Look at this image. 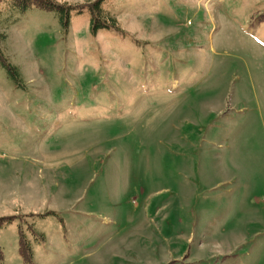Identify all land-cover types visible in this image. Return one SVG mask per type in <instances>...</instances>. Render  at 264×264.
<instances>
[{"label":"rangeland","instance_id":"rangeland-1","mask_svg":"<svg viewBox=\"0 0 264 264\" xmlns=\"http://www.w3.org/2000/svg\"><path fill=\"white\" fill-rule=\"evenodd\" d=\"M55 1L0 2V264H264V0H103L95 34Z\"/></svg>","mask_w":264,"mask_h":264},{"label":"trees","instance_id":"trees-1","mask_svg":"<svg viewBox=\"0 0 264 264\" xmlns=\"http://www.w3.org/2000/svg\"><path fill=\"white\" fill-rule=\"evenodd\" d=\"M2 0H0L1 2ZM102 1L103 0H95L92 2L87 3L84 6H78L79 11H81L83 8H87L90 13V28L91 32L94 34L99 29H110V28H116V19L113 14H111L109 11L104 10L102 7ZM9 6L11 9L22 12L30 7H37L44 10H50L54 11L57 16L60 24L62 27L66 30L68 25V18L71 10L70 5L60 4L57 3L55 0H9ZM4 38L3 34H0V39ZM0 65L5 69L6 73L9 77L16 80L17 79V73L15 69L10 65V63L7 62L5 57L2 55L0 51ZM14 217H2L0 218V227H3L13 221ZM20 228V227H19ZM20 230V236H19V252L22 255V257L29 261L31 257L30 247L24 237V234L21 229ZM0 260H2V255L0 253Z\"/></svg>","mask_w":264,"mask_h":264}]
</instances>
